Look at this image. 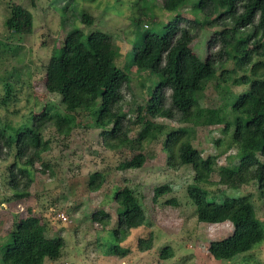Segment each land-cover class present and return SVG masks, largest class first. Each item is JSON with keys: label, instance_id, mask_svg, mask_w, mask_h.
<instances>
[{"label": "trees", "instance_id": "trees-1", "mask_svg": "<svg viewBox=\"0 0 264 264\" xmlns=\"http://www.w3.org/2000/svg\"><path fill=\"white\" fill-rule=\"evenodd\" d=\"M36 1L29 0L31 5ZM126 1L131 3L132 0ZM139 1L141 9L139 15H131L130 31L139 40L127 50L122 52L119 44L99 29L84 32L74 28L59 45L53 46L47 62L42 65L43 86L48 93L58 96V103L45 104L20 126L9 129L0 126V156L11 160L7 163L6 176L10 195L4 200H19L30 194L36 162H40L42 171L50 167L42 160L43 153L50 149V141L44 137L48 128L58 136L67 137L77 124L78 116L86 115L90 124L99 129L102 145L115 151L130 142L128 133L138 125L133 141L137 142L139 150L120 161L117 167H141L151 145L157 143L168 168H189L191 177L186 195L194 206L196 219L207 223L228 221L232 225V232L211 240L207 251L215 259L230 260L250 251L264 238V227L256 216L250 195L239 192L242 185L253 182L264 193V163L258 165L255 159L256 154L264 159V0H197L191 8L193 20H185L182 25L178 11L185 0ZM68 5L69 2L65 4ZM147 6H158L173 14L164 24L163 34L154 27H141V23H149L154 16L151 10L149 16L143 11ZM217 7H221V11L214 15ZM141 16L148 19L143 21ZM78 17L82 23H92V17L85 12ZM32 24L31 11L11 2L5 19L9 33L30 34ZM203 29H212L213 35L205 57L200 58L190 44ZM132 53L140 68L151 69L158 76V84L138 105L134 120L121 112L125 99L122 87L129 85L133 74ZM252 53L256 61L247 68ZM228 62L233 64L231 69L226 66ZM210 81L220 90V104L215 107L199 103ZM8 82L2 97L4 103L12 95ZM239 85L247 87V91L232 89ZM165 89L169 90L167 96ZM158 117L174 124L158 123L155 121ZM186 125L221 126L222 133L230 134L240 145L238 168L227 181L228 187L238 190L236 194L218 195L207 189L214 157L201 155L192 144ZM131 144L133 148L134 143ZM103 183L101 171L89 174L87 186L91 191H97ZM171 189L168 183L154 186L152 199L156 201ZM113 199L123 211L117 215L116 227L107 233L111 242L114 240L112 251L124 253L128 250H120L117 242L144 223L145 213L128 185L117 188ZM165 202L178 203L174 197ZM91 217L102 225L108 224L109 215L102 209ZM45 230V223L37 216L19 219L0 243V264H44ZM150 246L151 238L146 241L140 238L136 244L139 252L148 251ZM171 256L168 246L158 253L160 261Z\"/></svg>", "mask_w": 264, "mask_h": 264}, {"label": "rangeland", "instance_id": "rangeland-1", "mask_svg": "<svg viewBox=\"0 0 264 264\" xmlns=\"http://www.w3.org/2000/svg\"><path fill=\"white\" fill-rule=\"evenodd\" d=\"M196 1L185 0L180 6L179 24L193 20L191 8ZM11 2L31 11L33 24L30 34L11 35L6 28L5 19ZM67 2L69 5L65 6ZM140 5L139 0H132L131 3L126 0H37L34 5L29 0H0V126H7L8 129L20 126L45 104L58 103V96L44 89L42 65L47 62L53 46L59 45L70 30L105 31L123 52L139 40L130 31L133 27L131 15H139ZM150 10L154 16L149 23H141V27H154L156 32L163 34L164 24L173 14L164 12L158 6L143 8L148 16ZM220 11L221 7H217L214 15ZM82 12L92 17L91 24L79 20ZM141 17L143 21L148 19ZM212 35V29H203L191 42L192 50L200 58L205 57ZM131 57L133 74L129 85L122 87L125 99L121 103V112L126 118L134 120L138 105L150 96L148 91L158 84V76L151 69L140 68L135 63V54L132 53ZM255 61L252 53L247 68ZM226 66L231 69L233 64L228 62ZM7 80L13 96L4 103L2 97ZM232 89L247 91V87L241 85ZM168 94L169 90L165 89L164 95ZM199 103L206 107L220 104V90L214 81L206 85ZM165 104H168V99ZM155 121L174 124L159 117ZM135 126L128 133L130 142L115 151L102 145L99 129L90 124L86 115L78 116L77 124L67 137L58 136L52 128H48L44 137L50 141V149L43 153L42 160L50 167L42 171L40 162L34 164L30 194L19 200H4L6 195H10L6 188V176L7 163L11 160L0 156V243L19 219L34 215L46 226L47 256L44 264H264V238L250 251L230 260L215 259L209 254V242L229 235L232 225L228 221L207 223L196 219L194 206L186 195L191 170L187 167L177 170L168 168L157 143L151 145L141 167H117L120 161L139 150L137 142L133 141L139 130V126ZM186 127L192 144L201 155L214 157L207 189L218 195L236 194L238 190L228 187L227 181L238 168L240 145L230 134L222 133L221 126ZM131 140L133 148H130L133 145ZM255 159L258 165L264 163L258 154ZM95 171L103 173L104 183L97 191H91L87 183L89 174ZM163 183H168L172 189L154 201L152 189ZM124 185L131 188L143 207L145 220L117 242L120 250L128 251L114 253V240L111 242L107 231L116 227L117 215L123 211V207L114 201L113 192ZM239 192L250 195L256 216L264 227V193L253 182L242 185ZM172 197L177 200L176 205L165 202ZM98 209L108 213L107 225L92 219V213ZM58 211L64 213L65 220L57 217ZM140 238L144 241L151 238L148 251H137L136 244ZM166 246L171 249L172 256L160 261L158 253Z\"/></svg>", "mask_w": 264, "mask_h": 264}, {"label": "built area", "instance_id": "built-area-1", "mask_svg": "<svg viewBox=\"0 0 264 264\" xmlns=\"http://www.w3.org/2000/svg\"><path fill=\"white\" fill-rule=\"evenodd\" d=\"M57 217L58 218H60V219H62V220H65V216H64V213L63 212H61V211H58V213H57Z\"/></svg>", "mask_w": 264, "mask_h": 264}]
</instances>
